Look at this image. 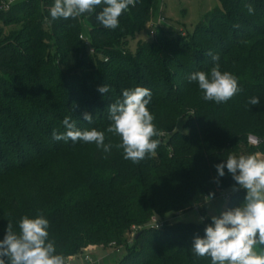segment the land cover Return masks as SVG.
I'll list each match as a JSON object with an SVG mask.
<instances>
[{
    "label": "trees",
    "instance_id": "16d2710c",
    "mask_svg": "<svg viewBox=\"0 0 264 264\" xmlns=\"http://www.w3.org/2000/svg\"><path fill=\"white\" fill-rule=\"evenodd\" d=\"M158 1L137 0L116 29H106L95 14L53 21L54 0H14L6 9L0 0V22L21 25L13 39L0 41V180L14 178L11 188L1 192L5 204L0 212L17 232L23 216L43 215L49 239L65 259L88 245L123 244L126 253L116 264H211L192 250L209 219L168 224L163 216L202 211L206 198L222 190L228 191L223 211L239 206L246 191H234L238 185L231 174L225 168L220 177L215 166L229 154L264 155V0H218L191 33L175 34L157 25L152 37L138 40L130 52L127 39L150 22ZM249 4L254 14L248 13ZM81 19L89 24V41L81 34ZM216 63L221 71L231 70L241 89L220 104L205 101L198 84L188 80ZM104 85L108 93L98 91ZM136 86L151 91L148 108L162 135L154 137L160 140L155 155L134 164L124 159L120 137L106 129L110 104ZM252 97L260 103L250 105ZM84 113L93 116L91 123ZM66 116L79 130L104 131L105 144L112 148L93 149L92 160L107 164L83 168L80 185L44 195L40 166L83 142L53 139L54 131H66ZM180 117L184 121L177 127ZM249 134L257 138L256 145L248 142ZM60 174L50 182L62 185ZM6 227H0V240ZM129 231L133 235L127 242Z\"/></svg>",
    "mask_w": 264,
    "mask_h": 264
},
{
    "label": "clouds",
    "instance_id": "9594fccd",
    "mask_svg": "<svg viewBox=\"0 0 264 264\" xmlns=\"http://www.w3.org/2000/svg\"><path fill=\"white\" fill-rule=\"evenodd\" d=\"M137 0H54L50 8L51 19L77 18L84 14H95V19L106 29H116L119 18L135 6ZM249 14H254L252 5H246ZM97 9H100L97 11ZM213 61L219 56L208 53ZM189 82H196L203 92L205 101L225 103L241 91L237 78L230 72L220 70L216 63L209 72L196 71L188 76ZM108 93L107 85L98 88ZM151 91L136 86L122 91V99L108 107L110 124L107 133L119 136L124 159L134 164L155 155L162 133L154 124V116L148 105ZM248 103L258 105V97ZM84 120L91 123L93 116L84 113ZM66 131L53 132L57 141L71 140L95 143L104 152H110L112 145L105 144V132L95 128L79 130L71 118L62 121ZM253 144L256 140L250 137ZM218 176L225 175V168L235 184L233 190L244 189L243 202L236 207L211 216V223L204 229V236H196L192 250L197 257H209L211 264H264V157L259 154L233 155L216 166ZM208 200L212 199L210 195ZM49 221L43 215L30 218L25 215L19 220V232L8 222L6 234L0 240V264H65V258L58 254L55 242L49 239Z\"/></svg>",
    "mask_w": 264,
    "mask_h": 264
},
{
    "label": "rangeland",
    "instance_id": "374dc122",
    "mask_svg": "<svg viewBox=\"0 0 264 264\" xmlns=\"http://www.w3.org/2000/svg\"><path fill=\"white\" fill-rule=\"evenodd\" d=\"M3 1L7 2L8 0ZM218 5V0H159L150 22L147 23L143 30L127 39L126 47L130 52L133 53L136 49L138 40L150 39L153 35L152 31L157 25L165 29H169L175 34L181 33L183 35L191 33L194 26L202 19V16ZM80 25L83 38L89 41V24L86 19H81ZM20 27V24L5 25L0 22V41L9 38L13 39L17 33H19ZM47 46L51 53H53L54 40L52 38L47 40ZM169 51L172 54L175 53V50L169 49ZM178 59L180 62H182V57H178ZM106 61L107 59L105 58L104 62ZM224 71L229 72V70L226 68L222 70V72ZM182 121H184V117H180L178 119L177 127H180ZM96 146L97 145L95 143L82 142L79 147L72 151L59 153L53 156L49 160L50 162L48 165L40 166L43 167V169L38 174L40 175V179L42 178L45 181V183L42 185L43 194L48 195V193L50 194L53 191H57V189H61L62 192H69L75 186L80 185L83 168L88 166H93V168H103L107 164V161L95 163L92 160L93 149ZM257 154L264 157V155H262L260 152ZM60 172H64V183L62 185L60 184V186L57 184H52L50 179H61ZM23 178L24 176L18 177L16 179ZM11 179L14 178L10 176L0 180L1 206L5 204L3 203L4 201L2 199L1 192L5 188H11ZM227 194V190H222L217 196L212 197L211 200L206 198L202 211L192 209L175 216L172 213H166L164 214L162 221L167 222L168 224L175 221L200 223L203 216H205L211 223V216L219 215L220 212L223 211ZM8 220V215L6 213L2 214L0 212V227H5L9 222ZM152 221H154V219ZM132 235L133 234L131 231L126 233L125 237L127 242L131 241ZM91 246H93L92 249L83 252H81V250L79 253H77L78 255L76 254L72 261H69V257H67L65 259V264H116V262H118L126 253V247L123 244L119 246L109 245L105 247L99 244Z\"/></svg>",
    "mask_w": 264,
    "mask_h": 264
},
{
    "label": "built area",
    "instance_id": "2783aa9c",
    "mask_svg": "<svg viewBox=\"0 0 264 264\" xmlns=\"http://www.w3.org/2000/svg\"><path fill=\"white\" fill-rule=\"evenodd\" d=\"M14 0H8L7 2L6 1H4L2 4V6H3V8L4 9H6V8H8V6H9V4L11 3V2H13ZM80 37H82L81 35H80ZM250 137L252 138V139H254V140H256L257 141V143H258V140H257V138L255 137V136H253V135H248V142L250 143V144H252V145H256L257 143H255V144H253L252 142H251V140H250Z\"/></svg>",
    "mask_w": 264,
    "mask_h": 264
},
{
    "label": "crops",
    "instance_id": "0c3cea01",
    "mask_svg": "<svg viewBox=\"0 0 264 264\" xmlns=\"http://www.w3.org/2000/svg\"><path fill=\"white\" fill-rule=\"evenodd\" d=\"M92 247H93V246L89 245V246H87L86 248H84L81 252L86 251V250H89V249H92ZM77 255H78V254H77ZM74 256H75V255H73V256H69V259H68V260H69V261H72L73 258H74ZM68 260H67V261H68Z\"/></svg>",
    "mask_w": 264,
    "mask_h": 264
}]
</instances>
